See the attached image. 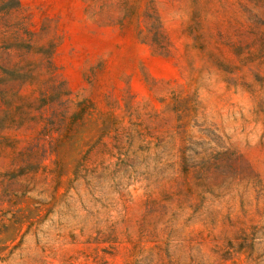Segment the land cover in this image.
Instances as JSON below:
<instances>
[{"label": "rangeland", "instance_id": "1", "mask_svg": "<svg viewBox=\"0 0 264 264\" xmlns=\"http://www.w3.org/2000/svg\"><path fill=\"white\" fill-rule=\"evenodd\" d=\"M19 1L0 264H264V0Z\"/></svg>", "mask_w": 264, "mask_h": 264}, {"label": "trees", "instance_id": "2", "mask_svg": "<svg viewBox=\"0 0 264 264\" xmlns=\"http://www.w3.org/2000/svg\"><path fill=\"white\" fill-rule=\"evenodd\" d=\"M20 6V1L19 0H0V16L2 15H6L8 13H10L11 11L19 8ZM158 34L162 37L163 33L161 32V30L158 32ZM25 122L23 121H10L8 123H4L0 128H4V126H22L24 125Z\"/></svg>", "mask_w": 264, "mask_h": 264}]
</instances>
